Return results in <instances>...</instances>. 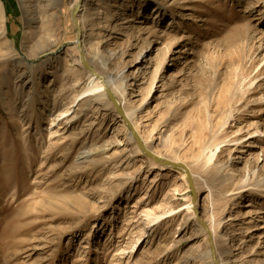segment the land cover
I'll use <instances>...</instances> for the list:
<instances>
[{
  "label": "rangeland",
  "instance_id": "374dc122",
  "mask_svg": "<svg viewBox=\"0 0 264 264\" xmlns=\"http://www.w3.org/2000/svg\"><path fill=\"white\" fill-rule=\"evenodd\" d=\"M83 1L26 0L27 23L20 0H0V264H217L207 237L239 210L250 214L244 232L218 249L233 251V264H264V0H102L104 72L124 93L77 104L88 68L73 10ZM92 17L85 33L97 37V9ZM227 89L234 110L222 127ZM117 99L136 106L146 150L129 139L135 126ZM67 106L76 117L54 120ZM226 135L220 182L198 155ZM164 196L176 214L149 222Z\"/></svg>",
  "mask_w": 264,
  "mask_h": 264
},
{
  "label": "bare ground",
  "instance_id": "6f19581e",
  "mask_svg": "<svg viewBox=\"0 0 264 264\" xmlns=\"http://www.w3.org/2000/svg\"><path fill=\"white\" fill-rule=\"evenodd\" d=\"M25 1L26 0H20L22 9L24 12V18L27 23L31 22L32 18L29 16V10L26 9L25 6ZM40 1V0H39ZM61 0H50V5L53 7L56 6ZM80 3H82V0H79ZM78 4V3H77ZM76 4V5H77ZM75 5V6H76ZM98 6L97 8L95 6ZM81 6V4H80ZM97 9V21L94 22L90 30H93V27L96 26L98 29L97 37H92L94 35L93 31H91L89 34H86V26L87 23H89L93 17L92 14L94 13V10ZM78 11L79 13L76 16V20H74L75 25L78 26L79 29V39L77 40L79 42L80 47V57L79 61H85L87 64V70L85 71L86 73V83L84 86L78 91L77 94H75L73 103L79 104L81 100H83L86 97L93 96L92 98H95V100L98 99H107L111 98L114 102V98H117L118 94L123 95V90H124V85L125 82L121 79H119L118 76H114L112 73H106L104 70H106V64L108 62V57L102 53V48H105L108 44L111 43V37L110 35L108 37L105 36V32L109 31L111 28L109 21V11L106 6H102V0H95L93 4L91 2H88L87 0L83 1V4L81 8ZM96 13V11H95ZM27 32V31H25ZM5 33V22H4V17L3 14L0 10V37H2ZM101 48V49H100ZM112 55V54H111ZM72 64V63H71ZM32 65V64H30ZM75 65V64H74ZM32 67V66H31ZM259 76V75H258ZM256 76V77H258ZM255 77V78H256ZM254 78V79H255ZM83 83V82H82ZM255 82L252 80L249 83V86L247 87V90L250 89V87L254 84ZM44 86H48V83H44ZM76 85H79L76 84ZM242 92H246V90H242ZM229 90L227 89L226 92L223 93L221 98L218 99L216 105H217V111L221 112V122H222V127L226 125L228 119L232 116L234 108L232 106H229L230 104V99H229ZM243 97V96H242ZM91 98V97H90ZM118 103V107H117ZM117 103L115 101V105L117 108L120 109V111L125 115L129 123L134 124L135 128L132 127L130 124L129 126V131H128V137L133 143L137 144L140 146L139 148H145L147 149L150 144V135H145L141 133L140 131V126L136 125V106L132 107H124L123 101L121 99H117ZM82 107V106H81ZM72 106H67L64 109H61L59 113L57 114L56 118L60 116H70L74 112L71 111ZM209 108V107H208ZM123 110V111H122ZM209 112V110H208ZM76 117V114H74L72 117H67L66 120L68 119H74ZM212 116L208 114V120L211 121ZM154 131V128L152 129V132ZM142 138H140V136ZM229 135L224 136L221 139H214L212 140L208 145L202 146L200 154L198 155V160L201 162L202 166L205 167H210L211 169L214 170V177L219 180L220 182H223L226 178H223L221 176V171L224 168L223 164L220 162V152H222V147L226 146L227 143H229L231 140L228 139ZM218 138V137H216ZM118 144H122L121 140H118ZM95 150V149H94ZM94 151L91 150H84L80 153L79 159L82 161H87L91 160V157L93 156ZM160 170H158L157 173H159ZM250 181V178L244 177L240 180V184L242 186H246L247 182ZM234 189H227L223 192L225 196H230L233 195ZM167 196V195H166ZM166 196H164L161 201L158 204V211H153V212H147L146 215L149 218V222L154 221V220H159L162 218L164 214H169V216L175 215L176 214V207L171 206L168 209H164L163 207L167 206L168 202L166 200ZM244 197V196H243ZM239 198L238 202L240 203L239 206L235 208H240L241 206L243 207L245 204H243V201ZM187 209L190 211L191 215L195 214L194 209L192 208V200H190L187 203ZM256 213H261L260 210H257ZM215 215V214H214ZM154 216V217H151ZM250 217V214L248 213H243L241 210L235 212L233 216L229 219H231L233 222L231 223L229 229L221 236L216 239L213 236L212 241H209V238L207 237V243H206V256L209 259L211 263H215V258L217 260V264H233L236 261V259H232L233 251H230L228 249H225L224 251H219L218 246H222V244H231L232 242L236 241V237L244 232L243 226H242V221H244L246 218ZM200 222V220H199ZM216 223V221H215ZM221 221L219 220L217 222V225H220ZM260 225L256 226L255 229H258ZM211 230L213 232L215 231L214 229L216 228L213 224L210 226ZM206 228L202 227V231L205 233ZM255 236H252L254 238ZM215 238V239H214ZM140 239H137L135 243L132 244V248L135 249L138 242ZM246 242L247 240L242 239V242ZM241 242V243H242ZM241 245V244H240ZM239 244H233L234 250H239L241 248ZM254 248V246H253ZM125 251V249H123ZM122 251V250H121ZM238 254V253H237ZM251 262L250 264H252ZM238 264H243V263H238ZM254 264H258L257 262Z\"/></svg>",
  "mask_w": 264,
  "mask_h": 264
},
{
  "label": "water",
  "instance_id": "95a60500",
  "mask_svg": "<svg viewBox=\"0 0 264 264\" xmlns=\"http://www.w3.org/2000/svg\"><path fill=\"white\" fill-rule=\"evenodd\" d=\"M79 9H80V3L77 4V5L75 6L74 10H73V19H74V20H76V16H77V14H78ZM83 64L87 66V64H86L85 61H83ZM114 100H115V99H114ZM143 149H145V148H143ZM145 150H146V149H145ZM148 151H149V150H148Z\"/></svg>",
  "mask_w": 264,
  "mask_h": 264
}]
</instances>
